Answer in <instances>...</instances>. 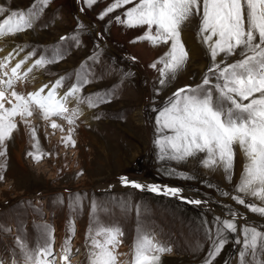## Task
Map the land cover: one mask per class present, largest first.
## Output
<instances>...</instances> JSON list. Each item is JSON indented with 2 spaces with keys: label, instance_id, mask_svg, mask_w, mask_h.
I'll use <instances>...</instances> for the list:
<instances>
[{
  "label": "rangeland",
  "instance_id": "obj_1",
  "mask_svg": "<svg viewBox=\"0 0 264 264\" xmlns=\"http://www.w3.org/2000/svg\"><path fill=\"white\" fill-rule=\"evenodd\" d=\"M111 2L112 0H98L97 4L88 7L83 0H51L40 12L32 29L1 37L3 44H0V60L7 56L1 55L2 48L9 49L8 54L11 50L13 55V49L23 48L24 51L18 55L22 59L36 49V56L29 61L30 64L38 58V52H45V49L49 50L50 56L52 47L57 44L66 53L62 60L34 70L29 82L18 84L17 88L21 87L23 92L30 91L32 85H36L33 89L36 90L38 83L61 76L68 77L63 87L69 88L76 83L78 71L86 73L90 81L83 87L82 96L111 88H115V91L110 102L96 108L82 105L84 118L77 120L74 126L57 117L54 119H58L56 123L61 127L55 130L51 128L50 122L36 125L34 121L37 118L33 117L41 116L34 113L31 121L36 128L39 148L48 154L38 162L28 155L33 151L34 143L30 131L17 118L18 129L5 142V155L0 156V170L4 177L0 180V242L7 250L11 248L16 257L9 256L11 251L2 252L0 264H13L14 260L16 264H24L21 250L17 246L18 239L26 242L33 251L44 246L41 230L38 228V225L44 224L54 227V243L57 242L62 250L65 241L70 239L72 251L69 259L80 260L84 249L89 247L90 232L95 235L99 227V210L107 205L119 206L123 201L130 203L131 210H136L138 205L144 210L155 208L157 223L170 227L178 236L173 238L176 248L163 253L160 264H204L216 238L214 218L229 217L163 195L156 196L149 192L139 194L136 190L133 191V187H111L115 190L113 193L96 192L99 191L97 186L107 185V180L136 174L142 175L143 179L140 181L143 183L154 181L160 185L180 187L194 192L193 195L198 194L212 200L215 204L210 202L211 206L216 205L218 210L245 215L247 220H235L237 232L227 234L228 242L212 261V264H240L243 226H255L264 231V217L252 213L246 206L232 199L237 194L235 186L245 164L243 153L239 148L236 149L233 175L229 181L225 179L222 170L202 167V155L184 162L160 160L154 143L158 136L155 123L158 113L154 109H160L177 89L199 84L210 65V57L197 36L199 17L193 16L183 26L182 39L189 50L186 67L176 74L175 79H169L161 86L158 83L159 73L150 65L167 50L166 47L133 42L145 28H126L115 20L108 23L112 17L120 15L133 5L117 9L104 20L98 19V14ZM31 3L36 4V0H0V6L9 10L26 8ZM39 7L37 5L38 10ZM78 22L84 25L80 45L76 46L71 39L62 42L61 37H70L77 31ZM143 45L154 51L151 59L143 58L138 51ZM94 55L98 58L89 59ZM129 57H135V62ZM240 58L237 50L227 61L231 63ZM14 65L10 63L9 67ZM128 72L133 75H125ZM66 88H62V92ZM73 128L75 146L63 143V138ZM0 150H4V147L0 146ZM177 171L188 173L194 178H179L175 175ZM224 191L229 195H221ZM193 195L184 196L199 199L197 195ZM245 200L246 204H261L251 197H245ZM74 203L79 205L76 207L78 215L73 212ZM93 203L97 204L95 218ZM3 204L7 205L3 207ZM112 209L118 213L119 209ZM73 214L77 217H73ZM101 217L103 221L100 223L108 219ZM70 221H74V234ZM206 228L212 229L211 237L206 233ZM237 238L241 240L240 244L235 243ZM245 259L248 264H252L251 254ZM258 259H264V256Z\"/></svg>",
  "mask_w": 264,
  "mask_h": 264
},
{
  "label": "snow or ice",
  "instance_id": "obj_2",
  "mask_svg": "<svg viewBox=\"0 0 264 264\" xmlns=\"http://www.w3.org/2000/svg\"><path fill=\"white\" fill-rule=\"evenodd\" d=\"M50 2L51 0H36V4L27 11L9 10L0 6V15L10 12L0 21V37L32 29L34 21ZM83 3L92 7L98 0H83ZM37 5L40 6L39 11ZM126 5L133 6L112 17L108 23L115 20L126 28H145L133 42L145 41L153 47H166L167 50L150 65L159 73L158 83L161 86L169 79H175L176 74L189 61V50L182 39V30L193 16L199 17L197 36L211 61L199 84L177 89L160 109H154L158 113L155 119L158 136L154 141L158 158L184 162L202 155V167L220 169L224 172L225 179L231 181L236 149L239 148L245 157V164L235 186L237 194L232 199L246 206L252 213L264 217V0H112L98 14V19L104 20ZM83 30V23L78 22L77 31L70 37H61V41L71 39L79 46ZM237 50L241 58L228 63L227 58L235 55ZM22 51L24 49L19 47L18 50L13 49L16 56ZM48 51L45 49V54L29 64L36 56V49H33L10 69L9 64L15 59L13 53L0 60V146L4 147V150H0V156L5 155V142L18 129L17 118L30 131L34 143L33 151L28 155L38 162L48 154L39 148L36 128L32 126L30 119L34 113H39L44 121H50L51 128L55 130L61 126L54 117L63 118L74 126L83 115L80 105L96 108L110 102L113 97L115 88L82 96L83 87L90 81L87 74L80 71L77 73L76 83L63 94L59 90L67 76L59 77L51 86L44 84L33 91H18L17 85L29 82L34 70L56 63L66 54L59 46L52 47L50 56ZM221 56L224 58L218 59ZM97 58L94 55L89 59ZM129 59L133 62L136 60L135 57ZM25 65L28 66L25 68ZM73 101L75 106L69 107ZM73 131L74 128L70 129L69 134L63 138V143L75 146ZM175 175L182 179L194 178L179 171ZM3 178L0 170V180ZM120 183L125 187L177 198L188 204L207 202L186 198L180 187L155 182L141 183L127 176L120 177ZM221 195L228 196L229 193L224 191ZM245 197L259 200L261 204H246ZM73 206L79 205L74 203ZM119 206L123 210L131 208L128 201L121 202ZM92 207L95 218L97 204L93 203ZM136 210L139 215V205ZM229 216L231 218H214L216 238L204 264H212L228 242L227 234L237 232L235 220L239 213L230 211ZM70 226L74 234V221H70ZM38 228L41 230L44 246L33 251L26 242L17 240L24 264H54V260L49 259L54 255V227L44 224L38 225ZM206 233L211 237L212 229L206 228ZM242 234L240 264H248L245 258L249 254L252 264H264V259H258L264 256V231L255 226L244 225ZM122 236V229L118 225L99 226L95 235L90 232V264H117L116 249L122 243ZM235 243L240 244L241 240L237 238ZM63 251V260L68 264L70 239L65 241ZM169 251L170 247L156 242L154 237L139 230L133 245L131 264H160L162 254ZM13 264H16L15 260Z\"/></svg>",
  "mask_w": 264,
  "mask_h": 264
},
{
  "label": "bare ground",
  "instance_id": "obj_3",
  "mask_svg": "<svg viewBox=\"0 0 264 264\" xmlns=\"http://www.w3.org/2000/svg\"><path fill=\"white\" fill-rule=\"evenodd\" d=\"M7 38V37H6ZM0 44L2 45L3 44V40H2V38L0 37ZM2 48V47H1ZM7 51H9V49H7V48H2V52H1V55H8V52ZM11 51V50H10ZM138 51L142 54V57L143 58H148V59H151V56H153V50L150 48V47H148L147 45H143L142 47H141V49H140V47H139V49H138ZM15 56V55H14ZM21 59V56H18V57H16V59L15 60H13L12 62H11V64H15L16 62H18L19 60ZM30 64V63H29ZM28 65H25V68L27 67ZM184 77H186V76H184ZM47 84H49V82L47 83ZM37 86L38 87H41L42 86V83H38L37 84ZM50 86V85H49ZM34 89V88H33ZM41 116V115H40ZM33 118H37L35 121H34V123H36V125H38L40 122H46V121H44L43 119H42V117H33ZM41 119L40 121H39V119ZM31 119V118H30ZM54 119V118H53ZM56 121H58V119H55ZM61 121V120H60ZM50 122V121H49ZM48 122V123H49ZM26 130V129H25ZM69 130V129H68ZM61 134V133H60ZM63 134V133H62ZM61 134V135H62ZM61 139V138H60ZM24 145V144H23ZM145 179V178H144ZM139 182H141L140 180H139ZM141 183H143V182H141ZM97 187H102V186H97Z\"/></svg>",
  "mask_w": 264,
  "mask_h": 264
},
{
  "label": "crops",
  "instance_id": "obj_4",
  "mask_svg": "<svg viewBox=\"0 0 264 264\" xmlns=\"http://www.w3.org/2000/svg\"><path fill=\"white\" fill-rule=\"evenodd\" d=\"M141 42H145V41H141ZM138 43H139V41H138ZM138 43H137V44H138ZM72 49H73V47H72ZM72 49H71V50H72ZM21 59H22V56H21ZM28 63H29V62H28ZM44 79H45V78H44Z\"/></svg>",
  "mask_w": 264,
  "mask_h": 264
}]
</instances>
